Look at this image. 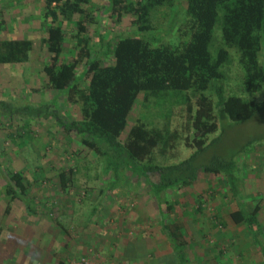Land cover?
Instances as JSON below:
<instances>
[{
    "label": "rangeland",
    "instance_id": "obj_1",
    "mask_svg": "<svg viewBox=\"0 0 264 264\" xmlns=\"http://www.w3.org/2000/svg\"><path fill=\"white\" fill-rule=\"evenodd\" d=\"M93 4L97 24L88 27L93 45L99 43V35L94 32L97 28L104 39L118 30L127 33L134 29L127 16L123 22L112 25L115 15L110 13L106 1L94 0ZM186 4L187 0H174L167 17H163L167 10L160 9L153 28L144 32L135 29L133 36L148 38L153 46L176 45L181 41L178 28L185 21ZM41 14L42 0L0 1V43L8 40H30L33 43L26 61L0 63V100L15 98L29 102L28 105L55 100L62 115L78 119L81 117L80 107L50 89L42 72L47 54L41 43L45 32ZM221 19L222 13L219 12L210 52L216 60L219 50L226 48L229 58L220 67L223 77L213 80L204 93L218 100L213 89L215 85H222L225 97L238 96L254 101L260 109L248 123L230 127L229 121H220L219 130L210 136L220 135V141L211 146L200 161L209 160L214 155H231L250 140H257L250 153L236 158L241 179L237 185L240 200L247 206L252 207L256 202L261 205L259 220L264 228V87L254 94L245 91L240 56L236 48L225 45ZM64 28L69 30L68 35L72 24L67 23ZM66 37L64 58L75 52L74 38ZM184 38L190 40V36ZM262 46L259 62L264 65V43ZM165 93L152 98L146 106L142 103L144 96L140 94L125 132L139 120L165 136L174 129L180 131L181 98L186 92L170 90ZM22 123L16 118L15 128ZM29 124L19 131L22 133L20 138L8 139L0 160L3 167L21 171L29 180L27 197L33 200L31 205L36 213L27 212L19 200L8 205L4 193L6 178L0 173V264H58L60 261L67 264H157L155 258L167 253L169 248L160 232L163 216L152 198L149 183L137 184L136 178L129 174L117 189L104 192L107 181L101 164L75 135L59 129L52 119H36ZM6 126L5 120L0 122V136L6 135ZM180 136L183 138V133ZM190 152L183 141L174 149L165 151L160 142L154 151V160L159 164L174 163L186 158ZM77 164L79 171L73 186L68 191L63 190L59 185V173ZM198 192L205 201L200 215L194 211L197 205L195 193ZM166 196L169 201H179L172 215L190 240L187 249L189 264H262L260 249L251 243L246 226L236 225L230 217L237 205L225 176L202 171L193 186ZM216 216L225 222L224 227ZM72 240L75 246L70 251L68 242ZM130 243L135 246V258L125 255Z\"/></svg>",
    "mask_w": 264,
    "mask_h": 264
},
{
    "label": "trees",
    "instance_id": "obj_2",
    "mask_svg": "<svg viewBox=\"0 0 264 264\" xmlns=\"http://www.w3.org/2000/svg\"><path fill=\"white\" fill-rule=\"evenodd\" d=\"M93 1L42 0L45 32L41 43L47 54L42 72L50 89L80 107L81 117L66 118L55 100L32 105L15 98L0 100V122H7L6 135L0 136V156L5 154L8 139L20 138L22 133L19 131L27 128L31 121L52 119L59 129L75 135L101 164L107 181L104 192L117 189L129 174L136 178L137 184L148 182L152 198L163 216L160 232L169 248L167 253L155 258L157 264L190 262L187 255L190 240L172 215L179 201H169L166 194L190 188L199 180L202 171L223 175L237 205L230 217L236 225L246 226L251 243L260 249L264 264V228L259 220L261 205L256 202L249 207L241 201L237 185L241 179L236 158L250 153L257 140L252 139L234 153L229 152L231 155H214L209 160L200 161L201 156L220 141V135L210 137L219 130L220 121H229L230 127L248 123L260 109L254 101L238 96L225 97L222 85H215L213 89L218 100L204 93L213 80L223 77L220 67L229 58L226 48L219 50L216 60L210 52L219 12L222 13L224 43L228 48L237 49L244 71L245 91L254 94L264 87V65L259 62L264 43V0H187L186 18L178 28L181 41L176 45L156 46L148 38L133 36L135 29L141 32L151 30L160 9L167 10L163 16L167 17L174 0H103L110 13L115 15L112 25L123 22L127 16L134 29L127 33L118 30L104 39L97 28L94 32L99 35L98 45L91 43L88 34V27L97 24ZM67 23L72 24L68 35L74 38L75 52L64 58L66 33L69 31L64 26ZM186 36H190V40L186 41ZM32 47L30 40L2 41L0 63L26 61ZM170 90L186 92L181 98L180 131L174 129L165 136L139 120L125 132L140 94H143L142 103L146 106L152 98ZM16 118L23 123L15 128ZM179 132L183 133V138ZM181 141L191 150L186 158L160 164L154 160V151L160 142L165 151L174 149ZM78 171L77 164L59 173V185L63 190L68 191L73 186ZM0 173L6 178L4 193L8 205L19 200L27 212L36 213L31 205L33 200L27 197L30 182L23 172L3 167L0 160ZM194 200L197 204L194 211L200 215L205 203L202 194L195 193ZM216 217L224 227L225 222ZM1 233L0 229V236ZM74 246L73 240L68 242L70 251ZM125 252L128 258L136 257L132 243L127 245ZM58 264L67 263L60 261Z\"/></svg>",
    "mask_w": 264,
    "mask_h": 264
}]
</instances>
